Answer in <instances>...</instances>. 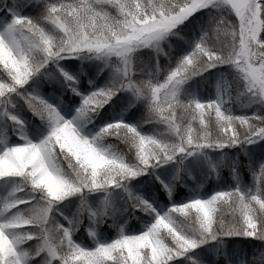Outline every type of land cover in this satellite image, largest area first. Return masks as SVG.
I'll list each match as a JSON object with an SVG mask.
<instances>
[{
    "label": "snow or ice",
    "instance_id": "6c2138e0",
    "mask_svg": "<svg viewBox=\"0 0 264 264\" xmlns=\"http://www.w3.org/2000/svg\"><path fill=\"white\" fill-rule=\"evenodd\" d=\"M0 264H264V0H0Z\"/></svg>",
    "mask_w": 264,
    "mask_h": 264
},
{
    "label": "rangeland",
    "instance_id": "374dc122",
    "mask_svg": "<svg viewBox=\"0 0 264 264\" xmlns=\"http://www.w3.org/2000/svg\"><path fill=\"white\" fill-rule=\"evenodd\" d=\"M70 63H74L75 66H76V68L78 69V68L80 67L81 61H80V60H76V61H74V62H70ZM84 63H85V65H87V64H89V63H91V62H84ZM85 70L87 71V68H86ZM105 78H106V76H104V75L100 76V78L97 80V83H103V81H104ZM83 82H84V84H87V79H85ZM201 91H202V92H206V93H208V94H214V89L212 88L211 85H209V86H207V87H205V86H201ZM64 96H65V95H64ZM64 96H62V97L58 96V102L62 103V105H63L66 109H67V108H74V105H75L76 103H78V100H79L78 97H76L75 99H72V98H70V97H71V94H68V99H67V98H65ZM119 101H120V99H119ZM122 103H123V102H122ZM234 109H235V114H236V113L240 114V110H239V106H238V105H235V106H234ZM134 111H135V110H133V112H134ZM131 114L133 115L132 112H131ZM28 115H30V113H29ZM115 115H116V113L113 112V116H115ZM116 118H119V115H118V116L116 115ZM89 128H92V126L89 125ZM93 130H95V129H93ZM232 151L235 152L236 150L233 149ZM225 174H227V170H225V172L222 173L221 175L224 176ZM241 175H242V179H243L245 182H247V183L251 182V179H252V178H251V175L247 173V169H245L244 172H243ZM246 175H247L248 177L251 178L250 181H249V179L246 180ZM142 179H144V178H142ZM229 179H230V177H229ZM190 181L193 182V183L195 184L194 181L189 180V182H190ZM210 185H211V183H210ZM210 185H209V184H206V185H204V188L207 189L208 187H210ZM195 186H196V185H194L193 187H195ZM187 191H188V190H187ZM163 199H165V198H163ZM138 214H139V213H138ZM138 223H139V222L136 221V220H133V221H132V224H136V225H138ZM259 243H260L259 241H252V240H249V239H246V238H235V239L233 238V240L229 241V246L231 247V246L234 245V246L236 247L237 250L243 248L244 250H247V251L249 252V254H251L252 249L255 248V247H257V246L259 245Z\"/></svg>",
    "mask_w": 264,
    "mask_h": 264
},
{
    "label": "trees",
    "instance_id": "16d2710c",
    "mask_svg": "<svg viewBox=\"0 0 264 264\" xmlns=\"http://www.w3.org/2000/svg\"><path fill=\"white\" fill-rule=\"evenodd\" d=\"M65 98H67L68 99V95H65L64 96ZM115 104H116V107L114 108V109H110V116H111V118L112 119H116V115L118 116H120L121 114H122V112H123V107H124V104L121 102V101H119V98H116V100H115ZM113 112H115L116 113V115L115 116H113ZM237 115H238V113H236ZM125 118L126 119H135V118H138V114L136 115V116H133L132 114H131V112H129L126 116H125ZM106 142H109V143H111V142H114V141H111V140H109V141H106ZM249 179V181H250V177H248L247 175H246V180H248ZM210 183H211V185L213 184V181H209V185H210ZM249 183H251V182H249ZM189 184H191L192 186H194L195 184L193 183V182H189ZM210 185V186H211ZM187 190L188 189H186V188H181L180 190H179V193H178V197L179 196H183V195H185L186 193H187ZM165 199H167V197H164ZM237 238H240V237H237ZM235 239V238H234Z\"/></svg>",
    "mask_w": 264,
    "mask_h": 264
}]
</instances>
